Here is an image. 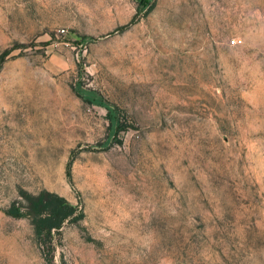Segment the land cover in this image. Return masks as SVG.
I'll return each mask as SVG.
<instances>
[{
    "label": "rangeland",
    "instance_id": "1",
    "mask_svg": "<svg viewBox=\"0 0 264 264\" xmlns=\"http://www.w3.org/2000/svg\"><path fill=\"white\" fill-rule=\"evenodd\" d=\"M151 1L0 0V264H264V0Z\"/></svg>",
    "mask_w": 264,
    "mask_h": 264
},
{
    "label": "trees",
    "instance_id": "2",
    "mask_svg": "<svg viewBox=\"0 0 264 264\" xmlns=\"http://www.w3.org/2000/svg\"><path fill=\"white\" fill-rule=\"evenodd\" d=\"M152 6L153 2L151 0H146V2L143 3L142 8L147 12ZM126 26L127 24H124L117 28L123 29ZM84 38H90V36H85ZM73 89L83 100L105 107L110 133L106 139L97 142L96 145L99 144L98 146L100 147H107L111 140L117 139L118 131L125 126L124 122L120 119L121 109L116 104L104 98L97 91L82 87L79 83L73 85ZM69 165L70 161L66 168L68 177L70 176ZM25 197L27 200L25 209L16 204H12L6 209V211L13 216L27 215L30 217L34 228L35 238L41 246L45 258L51 261L53 253L52 237L54 231L58 230L67 220L76 221L81 218L83 211L77 204L70 202L63 195L50 190H41L34 195L26 194Z\"/></svg>",
    "mask_w": 264,
    "mask_h": 264
}]
</instances>
